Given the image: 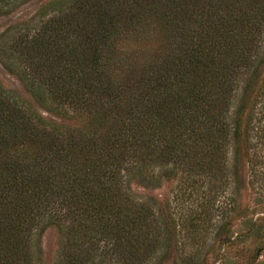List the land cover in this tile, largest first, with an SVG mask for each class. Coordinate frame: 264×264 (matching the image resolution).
Returning <instances> with one entry per match:
<instances>
[{"label":"trees","instance_id":"trees-1","mask_svg":"<svg viewBox=\"0 0 264 264\" xmlns=\"http://www.w3.org/2000/svg\"><path fill=\"white\" fill-rule=\"evenodd\" d=\"M0 63L33 100L0 83V264L51 227L58 264H264V217L216 199L264 177V0H52ZM165 179L184 214L140 193Z\"/></svg>","mask_w":264,"mask_h":264},{"label":"rangeland","instance_id":"rangeland-1","mask_svg":"<svg viewBox=\"0 0 264 264\" xmlns=\"http://www.w3.org/2000/svg\"><path fill=\"white\" fill-rule=\"evenodd\" d=\"M52 1V0H31L24 6L18 8L15 12L8 16L0 17V33L8 26L18 23L21 21L27 20L34 12L43 4ZM0 83L9 90L19 93L23 98L33 103L32 97L27 92L22 82L18 79L14 74L9 73L0 63ZM43 117L47 120H56L52 118L50 115L43 113L39 110ZM264 157V150H262ZM230 164V160H229ZM264 177L260 176L255 178L253 184L251 185L249 181L252 179L250 177L248 168H246L245 163H242L241 167V188L237 190L233 184H229L228 188H223V191L219 192V196L216 198L220 202L225 201V198L229 195H236V205L239 208H248L249 209V218L253 217H264V187L260 186V184L264 183ZM259 184V185H258ZM180 186L177 180L165 179L163 180L161 186L157 189L150 190H139L140 193L146 195L149 198L155 199L157 202L165 205L166 210L169 208H175V211L180 215L184 214L187 205H189L188 201H185L184 208L180 203H182L183 199L180 194ZM186 200V199H185ZM216 203H218L216 201ZM229 218L233 217L232 215H228ZM225 221V218H224ZM240 222L237 221V224ZM234 231L236 233H243L245 228H237L234 227ZM210 234L207 235L209 239L214 238L216 236V230L212 229ZM221 236V235H220ZM57 232L55 228H48L40 238V247L42 250V257L44 260V264H58V256H57ZM211 244V243H210ZM209 248H207L208 250ZM207 250L204 251L208 252ZM264 259V251L261 253V258ZM212 259L210 257L207 258L206 264H211ZM165 264H173L171 260L167 261Z\"/></svg>","mask_w":264,"mask_h":264}]
</instances>
